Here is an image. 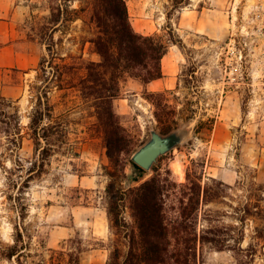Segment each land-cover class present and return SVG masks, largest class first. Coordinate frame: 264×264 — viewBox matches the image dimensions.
<instances>
[{
    "label": "rangeland",
    "instance_id": "1",
    "mask_svg": "<svg viewBox=\"0 0 264 264\" xmlns=\"http://www.w3.org/2000/svg\"><path fill=\"white\" fill-rule=\"evenodd\" d=\"M191 1L167 4L164 30L153 35L170 45L162 67L171 87L153 92L164 93L168 134L183 129L187 140L135 181L133 153L150 139V128L162 133L164 124L156 116L157 102L148 99V84L128 79L114 104L135 149L121 155L120 166L112 162L96 109L79 86L86 64L101 61L91 42L99 33L92 19L96 0H17L22 12L5 19L16 22V46L26 54L28 68L7 72L21 87L19 97H0V264H20L18 255L7 256L18 240L21 264H62L61 251L78 256L79 264H107L116 247L128 251L125 236L135 227L128 202L122 204L128 227H112L109 185L117 181L127 191L158 173L177 185L168 192V206L178 204L189 173L203 188L214 186L213 178L224 181L232 187L224 193L227 204L203 205L201 223L208 210H219L228 214L227 223L243 228L230 205L238 207L251 191L264 198V0H202L199 8H215L220 31L211 37L192 32L182 37L176 30L178 12ZM175 44L177 52L170 53ZM37 108L50 113L42 124L53 126L49 144L32 138L29 125ZM9 126L11 133L6 132ZM45 147L51 155L43 163ZM178 162L184 177L175 172ZM36 168L41 172H32ZM256 227L262 239L253 240ZM245 233L244 248L254 243L255 264H264V220H248ZM200 255L202 264L249 260L210 244L201 247Z\"/></svg>",
    "mask_w": 264,
    "mask_h": 264
},
{
    "label": "trees",
    "instance_id": "2",
    "mask_svg": "<svg viewBox=\"0 0 264 264\" xmlns=\"http://www.w3.org/2000/svg\"><path fill=\"white\" fill-rule=\"evenodd\" d=\"M92 19L99 33L91 42L101 61L86 64L87 75L81 78L79 86L83 98L92 102L96 109L99 125L105 134L109 157L118 167L121 164V155L132 154L135 146L126 134L114 101L120 97L123 83L130 78L140 80L145 85L164 78L162 61L169 53L170 45L153 35H144L135 30L126 0H96ZM48 48L52 51L51 44ZM45 62L46 59L41 61L40 65L43 66ZM147 96L149 100L157 102H153L158 108L156 116L160 123L164 124L162 133L168 134L171 130L167 126L170 112L163 102L164 93L147 91ZM1 98L6 100L5 97ZM40 101L39 105H42V98ZM45 105L46 109L50 108L49 102ZM46 109L37 108L29 125L32 138L37 140L39 145L41 138L48 143L49 132L53 128L51 125L42 126L47 114H50L45 112ZM16 116L15 128H18L19 115ZM6 132L11 133L12 127L9 126ZM41 155L44 163L51 155L50 147L42 149ZM130 162L137 174L135 181H139L147 171L136 165L132 159ZM36 171L41 172L37 168L32 170ZM198 179H194L191 173L188 174V183L181 186L177 197L178 204L173 206H168V192L172 186L177 185L161 173L127 191L117 187V181L111 183L107 191L110 196L108 209L112 227H128L122 216V204L125 202H128L132 211L135 227L125 236L128 251L124 252L121 247H116L112 250L107 264H202L200 249L206 244L220 251L229 249L244 254L249 260L241 264H255V244L251 243L247 248H244L243 244L246 239L247 221L264 220L262 195L258 191H251L238 207L230 205L235 209L243 228L227 223L225 217L228 214L219 210H208L202 219L205 223H201L202 206L213 202L226 203L223 199L224 193L232 187L213 178L214 186L207 185L203 188ZM262 238L261 230L256 227L253 240ZM18 241L10 246L7 256L12 259L18 255L21 264L23 247L19 246ZM61 252L64 256L62 264H79L78 256Z\"/></svg>",
    "mask_w": 264,
    "mask_h": 264
},
{
    "label": "crops",
    "instance_id": "3",
    "mask_svg": "<svg viewBox=\"0 0 264 264\" xmlns=\"http://www.w3.org/2000/svg\"><path fill=\"white\" fill-rule=\"evenodd\" d=\"M22 1V0H21ZM132 24L135 30L144 35H157L164 30L168 21L167 4L172 0H126ZM202 0H192L179 10L180 17L176 23V30L182 37L186 32L211 37L220 26L217 22L215 8L209 5H199ZM208 4V3H207ZM23 6L17 0H0V97H19L21 87L13 84L8 71L12 69L25 70L24 52L16 46L18 30L14 20L5 18L12 12L17 15L22 12ZM178 46L171 47L170 53L177 52ZM23 63V64H22ZM165 77L149 83L147 86L152 91H160L171 88L168 85V74Z\"/></svg>",
    "mask_w": 264,
    "mask_h": 264
},
{
    "label": "water",
    "instance_id": "4",
    "mask_svg": "<svg viewBox=\"0 0 264 264\" xmlns=\"http://www.w3.org/2000/svg\"><path fill=\"white\" fill-rule=\"evenodd\" d=\"M188 133L177 129L164 135L156 128H150V139L139 147L132 155V161L146 171L153 169L158 160L178 145L184 144Z\"/></svg>",
    "mask_w": 264,
    "mask_h": 264
},
{
    "label": "bare ground",
    "instance_id": "5",
    "mask_svg": "<svg viewBox=\"0 0 264 264\" xmlns=\"http://www.w3.org/2000/svg\"><path fill=\"white\" fill-rule=\"evenodd\" d=\"M174 169L176 174H178L180 177H184L185 175L184 166L180 162L176 163Z\"/></svg>",
    "mask_w": 264,
    "mask_h": 264
}]
</instances>
